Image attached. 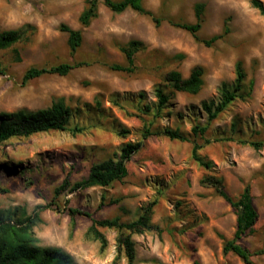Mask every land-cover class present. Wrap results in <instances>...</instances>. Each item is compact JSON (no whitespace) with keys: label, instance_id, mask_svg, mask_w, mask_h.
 Returning <instances> with one entry per match:
<instances>
[{"label":"rangeland","instance_id":"374dc122","mask_svg":"<svg viewBox=\"0 0 264 264\" xmlns=\"http://www.w3.org/2000/svg\"><path fill=\"white\" fill-rule=\"evenodd\" d=\"M86 3L0 0L1 31L34 28L28 41L0 52V113L36 111L62 99L79 112L76 123L83 128L0 144V186L6 189L0 194V215L13 221L30 218L36 245L58 248L75 264H243L222 251L236 229L234 210L200 180L204 175L221 178L234 200L250 186L257 221L239 243L251 252L259 249L264 243V148L255 150L248 143L264 146V18L250 0H142L144 10L160 19L158 26L147 15L129 9L113 13L98 3L96 18L83 27L78 20ZM196 4L203 5L198 39L168 23L193 24ZM60 25L81 32L73 55ZM218 35L211 47L199 41ZM131 40L144 46L135 55L134 72L111 70L110 65L126 66L119 47ZM81 61L90 65L22 84L30 67ZM237 62L245 76L241 97L208 123L201 104L216 103L221 85H233ZM195 66L203 69V87L196 95L175 92L168 113L159 118L138 112L137 106L156 103L154 89L167 72L187 77ZM139 94L144 96L140 103ZM112 97L118 98V106L112 105ZM96 100L101 116L87 111ZM193 126L206 127V132L193 135ZM164 128L179 130L188 141L154 135ZM121 129L128 133L119 134ZM146 130L153 135L142 139ZM136 142L142 145L127 162V176L121 181L73 189L92 165L116 159L123 145ZM193 142L201 146L198 154L212 163L211 172L192 159ZM65 179L68 186L55 194ZM153 201L151 222L161 233L132 235L131 263L124 256L114 262L116 230L100 229L106 241L101 250L98 241L86 238L91 219L67 213V208H75L93 219L125 222L136 219L139 209ZM252 261L264 264V255Z\"/></svg>","mask_w":264,"mask_h":264},{"label":"trees","instance_id":"16d2710c","mask_svg":"<svg viewBox=\"0 0 264 264\" xmlns=\"http://www.w3.org/2000/svg\"><path fill=\"white\" fill-rule=\"evenodd\" d=\"M98 3H102L109 11L113 13H121L127 9L139 14L147 15L151 18L155 26L160 24V19L154 17L151 13L144 10L142 0H87L86 7L79 16V24L86 27L97 16ZM251 8L255 9L261 17L264 18V5L259 0H250ZM203 5L196 4L194 7L195 22L173 23L170 25L187 31L195 39H198L197 33L202 25ZM59 30L67 34V46L71 55H73L81 44V32L73 30L65 25H60ZM34 28L30 25H25L17 30H0V52L10 49L17 43L28 41L33 35ZM221 35L213 36L209 39L199 40L204 46L211 47ZM144 49L141 42L131 40L119 47V51L125 58L126 66L110 65L108 66L113 71L125 73H133L135 70V55ZM15 61H19L17 51H14ZM89 62H63L57 65L30 67L22 76V84L36 79L44 75L65 76L70 71L89 66ZM3 69L0 65V74ZM235 81L233 85L227 86L222 84L219 89V99L214 101L202 102L201 107L205 112L209 123L215 120L233 101L241 97L244 72L239 62L235 65ZM203 87V69L200 66H195L191 69L187 77L175 70L167 72L162 80V83L154 89L156 103L152 106H137L139 113L159 118L163 114L168 113L170 100L175 92H182L189 95H196ZM143 94H139L138 100L140 103ZM111 103L114 106L119 105L118 98L112 97ZM93 110V114L101 116L100 101L96 100L94 108L87 106V111ZM79 112H75L70 107L66 106L62 99L53 101L50 106L38 109L36 111H17L13 113H0V144L13 138H28L31 135L49 132V131H69L76 133L81 131L77 121ZM73 122V125L71 124ZM72 125V126H71ZM206 132V127L193 126L191 133L193 135L202 136ZM119 134H127L128 131L121 129ZM142 135V139L147 138L151 134L148 130ZM154 135H162L170 140H178L187 142L188 138L177 129L164 128ZM208 143V142H206ZM245 143V142H244ZM255 150H259L262 146L259 143H248ZM142 143H126L120 149V154L116 159H107L100 163L91 166L88 175L82 181L75 183L73 189H83L90 187H108L114 182H119L127 176V162L131 156L136 153ZM201 146L192 143L191 157L202 167L205 172H211L212 163L206 161L198 151ZM201 185L212 187L216 194L222 198L235 212L236 229L233 237L224 242L222 251L224 254L232 253L238 257L243 264H254L252 257L264 255V243L259 249L253 252L244 248L240 243V239L247 233H251L257 221V212L252 203L250 186L247 184L242 188L237 199L231 198L224 189V184L221 178L213 175H204L200 180ZM68 186L67 179L62 185L56 189L55 194L64 190ZM6 193V189L0 186V194ZM156 202H151L145 207L139 209L137 218L132 221H121L119 218L113 219H93L90 214L79 211L75 208H67L68 215L85 216L91 219V225L86 231V238L98 241L100 249L106 247V241L100 229H114L118 235L116 238V252L114 259L116 262L121 256L131 263L134 260V244L131 240L132 235H141L144 232L161 233L157 225L151 222L153 207ZM34 225L30 218L13 221L11 218L4 219L0 215V264H75L68 254L58 248L39 247L36 241L31 238V228Z\"/></svg>","mask_w":264,"mask_h":264}]
</instances>
